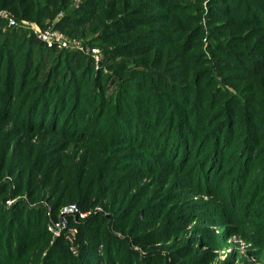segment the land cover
I'll return each instance as SVG.
<instances>
[{"label": "rangeland", "instance_id": "obj_1", "mask_svg": "<svg viewBox=\"0 0 264 264\" xmlns=\"http://www.w3.org/2000/svg\"><path fill=\"white\" fill-rule=\"evenodd\" d=\"M90 1L64 2V6L73 4L76 10L68 21H64L63 13L57 11L55 15L47 16L45 20L41 19L40 23L14 17L15 15L4 8V5H0V21L6 22V25L3 22L0 23V30L2 33L5 30L20 31L23 37L32 36L37 40H40L41 35L53 33L60 36L62 40L69 41V44L76 41V44L80 43L86 47L83 44L86 42L85 36L94 32L102 39L109 38L118 30L115 23L121 20L118 16L115 22L111 21L104 25L103 21L106 19L101 9L92 11L91 7L85 3ZM148 1L160 2V0ZM170 1L176 2L175 11L164 13V7L155 9L154 6L141 5L140 10L143 12L139 15L140 17L134 18L138 26L132 29L131 25H128L121 29L125 32L117 36L118 40L115 43L119 46L134 44V49L131 51H136L134 57L126 56L127 53H125L118 59L128 64L134 62L124 69L126 72L122 77H128L132 70L146 72L135 68L150 65L151 58L155 56V66L158 67L155 68H160L164 71L163 73L173 72L172 74L178 80L181 76L186 77L187 71V77H191L190 72H194L195 76L199 69L207 70L226 87L237 92L234 86L243 77L246 76L249 80L253 75L242 70L243 73L234 70L228 64L229 59L221 50V44L233 33L249 32L248 34L253 38L247 43H243V40L235 41L231 46L232 53L252 50L258 57L254 56L255 60L260 62L259 57L264 52V28L256 25L239 26V22H242L241 18L231 21L229 17L222 15L229 7L228 3H223L224 0L222 2H219L220 0H167V5ZM263 2L264 0H259L255 4ZM125 10V14H128L129 9ZM123 26L124 24L120 23V27ZM97 28L100 29L97 30ZM182 28H188V30L183 31ZM258 29L262 31L259 35H254V30ZM190 31L191 34L187 36L186 42V34ZM244 39L247 40L246 37ZM111 43L112 41L103 47L108 48ZM185 44L189 46L186 47ZM174 48L176 53L173 52ZM58 50L79 51L70 48ZM95 50L97 53H92L88 48L80 51L90 54L93 59L94 70H88L92 72L93 80L96 78V72L100 79L105 77L104 75L100 77L103 71L101 72L99 65L105 58L98 49ZM143 51H149L151 54L142 56ZM4 53L6 58L18 56L20 58L16 60L22 62L24 58L26 59L24 56L26 53H19L15 46L8 45ZM0 55L2 56L1 51ZM35 56H37L36 52ZM28 60L29 56L25 62L27 63ZM19 61H15V64L19 65ZM45 63L48 64L49 60ZM186 64H190L191 67L186 68ZM48 68V65L42 68L43 73L39 68L38 72L45 74ZM66 68L63 67L60 70L64 71ZM262 72L257 74L260 76L258 81L261 83L264 82L263 69ZM104 73L111 74L117 80L122 79L114 72ZM107 78L108 76L106 80ZM24 79L23 76V82H25ZM111 82L112 80L104 86L105 93L113 96L110 105L116 106L118 105L115 102L118 85L116 82L111 85ZM250 90L253 91L252 85ZM240 91L243 90L240 89ZM94 93L98 96L97 92H91L92 95ZM95 98H92L91 105L95 103ZM259 102L263 104L264 100L258 99ZM248 105L261 112L259 116L264 114V107H256L250 103ZM97 106L96 102L93 109ZM68 114L69 112H66L63 116L61 115V118L65 115L71 116ZM54 115L55 119L59 118V110ZM255 116L257 117L256 114ZM105 120L106 118L103 117L101 123L105 124V129L109 130L106 128L109 124H106ZM234 125L233 133L242 134V119L236 120ZM66 132L71 133L65 128ZM97 133L100 132L91 129L87 132V136H95ZM82 136H84L83 133L78 134L79 138L75 140H66L49 130L42 129L27 133L12 123L0 122V222L4 216L10 219L11 216L14 218L15 214H18L17 223L25 222L28 220L27 212L37 211L39 208L44 216L40 221L37 216L34 217L35 219L32 218L33 222L38 224L35 229L36 239H34L41 241L45 229L50 234L49 240L42 239V242H48L45 244L44 251L36 254L39 243L30 245V239L27 241L29 253L22 257V261L14 260L13 264H29L27 260H31L33 264H42L36 261L38 258L43 259L45 264H62L59 254L52 248L61 239L65 240L72 254L79 255V258L89 252L93 255L96 247L98 254L95 257L100 260H94V264H109L107 260L103 261V254L106 258V245L111 243L112 252L121 255L123 249L127 248L126 250H132L146 258L145 264L152 262L156 264H264V187L257 189L254 184L253 187L252 185L247 187L241 193L238 205L225 210L219 207L221 204L219 200L207 194L210 192V186L215 183L214 175L208 170L199 172V175L202 179L204 178L202 183H209L206 187L209 190L204 188L203 194L194 193L197 190L193 188L186 190L182 187L181 181H178L181 180L179 173L172 175L167 172L164 174L140 172L130 163L125 164L120 149H115L117 146H112L114 144H109L103 137L85 139ZM259 146L262 151L260 167L264 169V143ZM196 151L188 152V154L193 156ZM182 155L184 154L179 157ZM51 160L55 168L53 167L51 173H46V164ZM196 164L193 161L189 166L193 167ZM255 174L260 176L264 172ZM222 182V190H226L233 181ZM259 191L260 193L257 194ZM81 201L86 204L88 208L85 209L86 211H79L76 204ZM58 204H62L60 205L62 207L54 206ZM73 205L75 209L70 210L69 207ZM24 207L28 210H24ZM23 212H25L24 215ZM32 215L34 216L29 213V217ZM88 219L89 229L85 239L88 247H84L86 250L83 248L79 250L78 234L85 235V231L84 229L81 231L72 223L82 225ZM50 227L53 232L49 231ZM65 233L74 234L75 239L66 240ZM10 238L12 237L6 239ZM120 242L123 244L121 250L117 245ZM103 247L104 253H102ZM18 249L15 246L13 251ZM27 256H29L28 259H25ZM79 258L74 264H83L80 262L82 258ZM85 258L88 257L85 256ZM121 260L114 259L113 264H124L123 259ZM87 262L92 264V258Z\"/></svg>", "mask_w": 264, "mask_h": 264}, {"label": "trees", "instance_id": "obj_2", "mask_svg": "<svg viewBox=\"0 0 264 264\" xmlns=\"http://www.w3.org/2000/svg\"><path fill=\"white\" fill-rule=\"evenodd\" d=\"M67 1L69 0H1L0 5H4V8L11 11L14 17L40 23L41 19L55 15L57 11L63 13L64 21H68L76 10L73 4L64 6L63 3ZM258 1L224 0L223 3H228L229 7L222 15L229 17L231 21L241 18L242 22H239V26L256 25L264 28V2L255 4ZM85 3L94 12L101 9L106 19L103 21L104 25L114 21L118 16L122 21L115 23L118 30L111 37L102 39L101 36L92 32L85 36L87 37L86 42H83L84 46L89 49H98L103 54L105 60L99 63L101 72L103 71L100 77L101 75L105 77L100 79L96 72L95 80L92 79V72L88 71L94 70L90 54L48 48L32 36L23 37L20 31L5 30L2 33L0 30V51L2 52V56L0 55V122L12 123L27 133L42 129L49 130L66 140H75L79 138L78 134L82 133L84 135L82 138L85 139L103 137L109 144L118 147L115 149H120L125 164L130 163L143 173L164 174L167 172L172 175L179 173L181 180L178 181H181L182 187L186 190L190 188L197 190L194 193L203 194L202 189L208 187L209 183H202L204 178L202 179L199 175V172L208 170L214 175L215 183L210 186V192L207 194L219 200L221 202L219 207L225 210L238 205L239 197L247 187L251 185L253 187L254 184L257 189H263L264 174L259 176L255 173L264 172L259 161L260 152H262L259 145L264 143V114L259 116L261 112L249 107L248 103L256 107H264V103H258V99L264 100V82H259L258 77L260 76L257 75L260 71L263 73L262 69L264 71V52L259 57L260 62H257L254 51L244 50L233 54L231 48L235 41L243 40V43H247L253 36L249 35V32L233 33L221 44V50L228 57L227 62L234 70L245 71L253 75L249 80L246 76L243 77V80L241 79L237 84L239 86H234L237 92L226 87L207 70L199 69L195 76L194 72H190L191 77H187V71V76H181L178 80L172 74L173 72L163 73L164 71L160 68L157 69L155 56L151 58L150 65L135 68L146 72L132 70L128 77H122L126 72L124 69L134 62L128 64L118 59L122 58L125 53H127L126 56L134 57L136 51H131L134 49V44L119 46L115 43L118 40L117 36L125 32L121 29L128 25H131L132 29L138 26L134 18L140 17L139 15L143 12L140 9L143 5L154 6L155 9L164 7L163 11L167 13L176 10V2L170 1L167 5V0H160L156 3L148 0H91ZM43 5H45L44 8ZM125 9H129L128 14H125ZM2 22L6 25L4 20ZM120 23L124 26L120 27ZM187 30L188 28L183 29V31ZM261 31V29L254 30V35H259ZM189 34L191 31L186 34V42ZM245 37L247 40L244 39ZM110 41H112L111 45L104 48L103 46ZM8 45L15 46L19 53H26L24 54L26 59L29 56V60L34 63H29V60L26 63L25 58L24 62L16 60L20 58L18 56L6 58L4 52ZM185 46L189 45L185 44ZM173 52L176 53L175 48ZM148 54L151 52L143 51L141 55L147 56ZM48 60L49 63L46 64ZM15 61H19L20 64H15ZM47 65L49 68L45 70V74H42L44 71L42 68ZM63 67L67 68L64 71L60 70ZM189 67L191 65L186 64V68ZM39 68L42 73L38 72ZM106 71L114 72L122 79L117 80L108 73L105 75ZM23 76L25 82H23ZM106 76H108L107 80ZM110 80H112L111 85L115 82L118 85L115 99L118 105L115 104L116 106L110 105L113 96L105 93L104 86ZM251 85L253 91L250 90ZM89 90L97 92L98 96L95 93L92 95ZM93 97H96L94 103L97 102L96 109H93L94 104L91 105ZM58 110L60 117L55 119L54 114ZM66 112H69L68 115L71 116L65 115L61 118V115L63 116ZM103 117L106 118L105 123L109 124V126L106 125L109 130L105 129V124L101 123ZM239 119L243 122V133L235 134L233 133L234 122ZM121 121L125 123H120ZM120 125L124 126L120 127ZM65 128L71 133H65ZM91 129L98 130L100 133L88 137L87 132ZM194 151H196L195 155L188 154ZM181 154L184 155L179 157ZM193 161L197 164L190 167L189 164ZM53 167L55 168L54 162L51 160L46 164V173H51ZM228 180L233 181L232 185L222 190V181ZM259 193L260 191L257 192ZM62 204L54 206L62 207L60 206ZM76 205L81 212L88 209L82 201L77 202ZM24 210L28 209L24 207ZM27 213L28 220L25 222H16L18 214H15L14 218L11 216L10 219L4 216L0 222L2 230L0 233V264H13L14 260L20 261L22 257H25L29 253L30 248H27V241L30 239V245L39 243L36 254L45 250V244L48 242H42V239L49 240L50 234L45 229L41 241H36L35 229L38 224L32 220L37 216L40 221L44 214L39 208L37 211ZM29 213L34 216L29 217ZM89 219L82 225L72 223L81 231L83 229L85 231V235L78 234L79 250L82 248L86 250L84 247H88L85 239L89 229ZM94 223L96 227V220ZM7 237L12 238L6 239ZM111 245L112 243L106 245V258L103 254V261L107 260L109 264H113L114 259L120 261L123 259L124 264H145L146 258L139 256L137 252L124 248L123 254L119 255L112 252ZM117 245L121 250L123 244L120 242ZM15 246L19 249L13 251ZM52 248L59 254V260L63 263L74 264L78 261L79 255L72 254L73 252L70 251L64 239L58 240ZM93 252V255L89 252L81 256L80 262L85 264L90 258H92V264L94 260L99 261L100 258L95 257L98 254L96 247ZM102 253H104V247ZM27 261L33 264L31 260ZM36 261L45 264L41 258ZM151 264H156V262Z\"/></svg>", "mask_w": 264, "mask_h": 264}, {"label": "built area", "instance_id": "obj_3", "mask_svg": "<svg viewBox=\"0 0 264 264\" xmlns=\"http://www.w3.org/2000/svg\"><path fill=\"white\" fill-rule=\"evenodd\" d=\"M40 40L48 48H56V49H68V48H70V49H76L79 51H82L84 48H88V47H83L79 42H78L79 44H76V41L73 42V44H69L68 43L69 41L62 40V38L60 36L53 34V33H46L45 35H41ZM91 51H92V53H95L97 50L91 49ZM69 209L74 210L75 206L74 205L70 206ZM48 229L50 232H53L52 227H50ZM58 233H60V232H58ZM64 238L66 240L67 239L74 240L75 236H74V234L65 233Z\"/></svg>", "mask_w": 264, "mask_h": 264}]
</instances>
